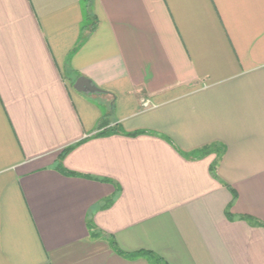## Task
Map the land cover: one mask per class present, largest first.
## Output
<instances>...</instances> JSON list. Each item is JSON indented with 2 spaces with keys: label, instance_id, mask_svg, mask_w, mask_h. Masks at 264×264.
Here are the masks:
<instances>
[{
  "label": "crops",
  "instance_id": "1",
  "mask_svg": "<svg viewBox=\"0 0 264 264\" xmlns=\"http://www.w3.org/2000/svg\"><path fill=\"white\" fill-rule=\"evenodd\" d=\"M155 258L264 264V0H0V264Z\"/></svg>",
  "mask_w": 264,
  "mask_h": 264
},
{
  "label": "trees",
  "instance_id": "2",
  "mask_svg": "<svg viewBox=\"0 0 264 264\" xmlns=\"http://www.w3.org/2000/svg\"><path fill=\"white\" fill-rule=\"evenodd\" d=\"M146 254H147V255H149L150 253H149V252H147ZM155 264H160V260H159V259H157V258H155Z\"/></svg>",
  "mask_w": 264,
  "mask_h": 264
},
{
  "label": "water",
  "instance_id": "3",
  "mask_svg": "<svg viewBox=\"0 0 264 264\" xmlns=\"http://www.w3.org/2000/svg\"><path fill=\"white\" fill-rule=\"evenodd\" d=\"M91 86V85H90ZM90 89H93V87H89Z\"/></svg>",
  "mask_w": 264,
  "mask_h": 264
}]
</instances>
